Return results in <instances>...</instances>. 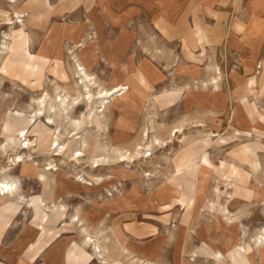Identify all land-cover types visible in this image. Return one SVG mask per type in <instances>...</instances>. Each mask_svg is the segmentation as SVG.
I'll return each instance as SVG.
<instances>
[{"label":"rangeland","instance_id":"374dc122","mask_svg":"<svg viewBox=\"0 0 264 264\" xmlns=\"http://www.w3.org/2000/svg\"><path fill=\"white\" fill-rule=\"evenodd\" d=\"M169 1L0 0V264H264V0ZM76 60L124 88L103 112L50 108Z\"/></svg>","mask_w":264,"mask_h":264},{"label":"bare ground","instance_id":"6f19581e","mask_svg":"<svg viewBox=\"0 0 264 264\" xmlns=\"http://www.w3.org/2000/svg\"><path fill=\"white\" fill-rule=\"evenodd\" d=\"M3 45H5V44L3 43ZM75 62L76 63L73 64V75H74V77L77 78L75 80V86H76V88L78 87L80 89V91L76 94L77 95L76 97L73 96L74 98L72 96H69V94L67 92H65L64 94H60V92L55 91L54 95L50 96V99H49V106H50V108L53 109V108H56L57 107V108H61V109H64V110L66 109L67 110V107L68 106L69 107L70 106L73 107V105H75L76 108H77V107H79L81 105V106H84L89 111V113H92L93 110L94 111L99 110L100 112H103L105 109H107V107H106L107 105H105L106 103H104V101L108 97L113 96L115 93L123 90L124 88L121 87V86H115V87L110 88V89L101 87V84L97 82V80L95 79L96 78L95 76H92V74H90L87 71V69L80 62H78V60H76ZM212 80L210 82H212L213 83L212 84L213 87H215L217 89L218 84H217L216 80L214 78H212ZM205 84H207V83H205ZM45 95H48V94L46 93ZM94 95H96L95 98L93 97ZM42 97H39V99H38V104L39 105L44 102V98H42ZM95 105H97V106H95ZM35 116H38V115L35 114L34 117ZM83 119H84V116L82 118H78V120L76 119L77 120L76 121V125L74 126L73 130H78L80 128V126L84 122ZM46 122H47V124L52 123L51 122V116H47V121ZM177 128H178V126H177ZM177 128H175V130ZM180 130H177V131H180ZM171 132L172 131H170L169 134H171ZM26 133L27 132H24L23 131V133L21 134L24 137L23 140H26V138H25ZM56 137L53 139V143H52V146H54V148H53V150H54L53 155H56V156H59V155L60 156H65L67 153H65L63 151V148L64 147L60 145V143L58 142L59 140L57 141V138ZM169 137H170V135H169ZM157 140L159 141V139H157ZM26 142H25L26 144H24V145L27 146L28 141L26 140ZM26 146L24 148H26ZM77 151H79V150H77ZM141 152L142 151H140L139 149L134 150V152L131 153V154H129V155L128 154H125V153L123 154L121 152V155L119 156V158H121L120 159L121 161H123V160H126L127 161V159L135 160L134 157L135 158H137V157L140 158L141 157L140 156ZM81 155H82V152L79 151V152H76V154L75 153H72L70 156L68 154L67 155V158H71L72 160L74 159L76 162H79L80 161V158L79 157ZM106 159L107 158L91 159L89 161L90 163H89L88 166L91 169H95V168H97V167H99L101 165L107 166L106 165L107 164ZM11 161H13L15 163V165H18L20 163H23L25 161V159L23 160V158L20 155H17V156H13L12 159H11ZM111 162H113V161L111 160ZM9 169L10 168L7 167L6 170L4 168L2 170L8 171ZM93 179L94 180H97V178H93ZM18 189L19 188H17V181H16V179L14 177L4 175L2 178H0V197L1 196L7 197V198L8 197H11L16 202V201H18V199H20V194L17 193V190ZM17 197H19V198H17ZM81 221H82V219L78 217L73 223L77 226ZM90 238L91 237L89 236V233H86V235L83 238L84 243L85 242L86 243H90L89 242L90 241ZM258 239L260 241L263 239V242H264V233H262L260 236H257L256 237V240H258ZM91 242H93V241H91ZM255 242H257V241H255ZM93 246L96 248L97 247V244L96 245H93ZM255 246H256V244H255ZM97 254L99 255V254H101V252L98 251ZM31 256H33V255H31ZM117 260H118V258H114V259H112V261L109 262V264L110 263L113 264V262L115 263Z\"/></svg>","mask_w":264,"mask_h":264},{"label":"crops","instance_id":"0c3cea01","mask_svg":"<svg viewBox=\"0 0 264 264\" xmlns=\"http://www.w3.org/2000/svg\"><path fill=\"white\" fill-rule=\"evenodd\" d=\"M167 3H171L172 6L174 4L173 0H171V1L167 2ZM167 3H166V5H164V3H159V11H160L159 12L160 13L159 15L165 21V24L167 23V25H164L163 27L165 28V30H167V32L169 33V35H171V37H173L178 32L176 28L179 25H178V22L175 23V21H177L179 19H178V16L176 17L175 14H174V8L171 7V10H170V7L168 6ZM251 4H253V3L251 2L250 3V6H248L247 14L244 15V16H242V18L245 19V22H241V24L243 26L247 27V30L248 29H253L254 31H258L259 28H260V24L258 23V20L259 19H262V16L258 15V13H256L255 11L252 10ZM169 15H170V17H168ZM172 16H173V18H172ZM167 19H173L172 20L173 22H169V20H167ZM234 22H237V21H234ZM233 25L234 24H232L231 26H233ZM233 29H234V26H233ZM234 31H237V30L234 29ZM239 32H242L241 29L239 30ZM160 34L164 35L163 33H160ZM167 40H171V38H167ZM171 41H173V39ZM241 48H243V43H241ZM250 50H252V49H250ZM251 52H253V51H251ZM249 66H252V64H250ZM203 83H206V82H203ZM173 87L177 88L179 86H177V85L174 86V84H173ZM212 93H214V92H212ZM246 117H247V115L245 116V118ZM246 119H248V117Z\"/></svg>","mask_w":264,"mask_h":264}]
</instances>
